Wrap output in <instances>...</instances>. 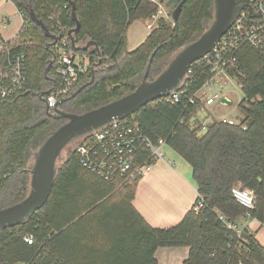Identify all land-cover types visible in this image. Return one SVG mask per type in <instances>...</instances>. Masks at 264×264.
<instances>
[{
    "label": "trees",
    "instance_id": "1",
    "mask_svg": "<svg viewBox=\"0 0 264 264\" xmlns=\"http://www.w3.org/2000/svg\"><path fill=\"white\" fill-rule=\"evenodd\" d=\"M10 1L23 13V25L8 46L25 54L27 83L22 92L0 101V211L28 196L30 163L67 122L56 119L55 110L47 111L46 97L59 82L58 62L50 48L53 40L31 13L54 35L59 24L76 28L75 8L80 23L74 34L75 50L90 58L91 68L80 76L60 109L76 115L133 93L146 75L149 82L157 79L180 50L204 35L215 18V0H187L177 22L161 21L130 52V27L158 12L150 0ZM58 10V19L50 22ZM88 42L96 44L100 55L94 48L84 49ZM236 56L243 73L239 123L214 120L205 133L201 124L192 126L199 102L195 106L188 102L208 77L205 69L196 70L179 104L155 101L130 116L155 145L164 141L191 165L205 208H192L177 225L155 228L133 206L141 178L123 187L117 181H105L81 166L76 147L56 167L46 204L24 224L0 230V264L32 260L37 264H158L156 252L166 247H189L185 264H264V246L254 234L244 231L246 240H240L219 219L220 214L237 222L246 214L232 194L242 184L255 194L252 217L264 223V59L251 47L241 48ZM5 57L0 54L1 59ZM138 162L154 165L156 160L144 148ZM29 235L35 238L33 245L24 242Z\"/></svg>",
    "mask_w": 264,
    "mask_h": 264
},
{
    "label": "built area",
    "instance_id": "2",
    "mask_svg": "<svg viewBox=\"0 0 264 264\" xmlns=\"http://www.w3.org/2000/svg\"><path fill=\"white\" fill-rule=\"evenodd\" d=\"M247 1L248 6L241 10L213 50L188 68L180 89L157 100L159 103L179 104L182 101V96L191 87L197 69L207 70L208 77L194 97L189 99L188 106H195L199 102L195 113L203 105L213 107L220 104L223 106L221 103L225 95L223 88L231 82H237L242 88L240 79L243 73L238 64L237 52L243 47H251L258 51L264 59V0ZM59 12L58 10L49 17V21L55 22L60 15ZM19 14L23 17V13L19 12ZM156 18L157 16L154 15L150 20H156ZM149 22L147 27L151 29L152 24L151 21ZM69 32L70 29L67 26L59 24L57 32L54 34L57 41L50 46L55 52V59L58 62L59 82L46 97L45 103L49 110H55L63 100L67 99L80 76L90 72V58L73 48ZM0 54L7 56V58H0L1 101L13 97L25 89L27 58L22 52H14L5 40L0 42ZM215 88H220L221 91L214 95H206V91H212ZM201 94L205 96V101L200 99ZM213 117L215 118L214 115ZM194 118L195 115L192 119V125L197 127ZM185 121L186 119H183L180 124L183 125ZM216 121L229 124L238 123L225 118ZM201 125L203 131L206 130L207 125ZM166 146L162 140L159 141L158 145H155L134 118L126 117L88 133L77 145L76 152L79 156V162L85 170L105 181H117L123 187L134 184L153 166L148 162H138L142 149H149L152 157L157 161L164 158L163 148ZM232 194L234 199L246 209V214L242 217L243 222H231L220 214L219 219L226 228L235 232L240 240H246L244 231H249V234H252L253 232L249 228L253 223H258L260 227H264V223L252 217V212L256 209V198L253 191L239 184L233 188ZM205 207L203 198L199 197L195 210L199 211ZM24 242L33 245L35 238L32 235L26 236ZM20 264H37V262L32 260Z\"/></svg>",
    "mask_w": 264,
    "mask_h": 264
},
{
    "label": "water",
    "instance_id": "3",
    "mask_svg": "<svg viewBox=\"0 0 264 264\" xmlns=\"http://www.w3.org/2000/svg\"><path fill=\"white\" fill-rule=\"evenodd\" d=\"M186 1L168 0L166 2V8L173 13L174 22L178 21ZM246 6H248L247 0H215V18L204 35L195 43L180 50L172 59L168 68L157 79L149 82L146 75L145 80L133 93L82 115L65 113L59 109V106L67 101V99L63 100L55 109L53 116L56 119L67 120V122L36 152L34 166L31 170L30 192L19 204L0 211V230L24 224L46 204L54 187L57 160L63 149L71 141L115 120L130 117L148 104L180 89L188 68L213 50ZM74 10L73 7L72 17L76 23V28L70 30L69 36L75 49L74 34L79 30L80 23ZM31 17L55 43L57 38L50 34L44 23L38 20L34 13H31ZM149 24L150 22L146 21V26ZM90 48H94V51L100 55V51L94 42H88L84 49L88 50ZM52 64L53 62L50 67ZM86 86L81 87L72 97L78 95ZM221 103L232 105L228 98H223ZM47 111L50 112L48 108Z\"/></svg>",
    "mask_w": 264,
    "mask_h": 264
},
{
    "label": "crops",
    "instance_id": "4",
    "mask_svg": "<svg viewBox=\"0 0 264 264\" xmlns=\"http://www.w3.org/2000/svg\"><path fill=\"white\" fill-rule=\"evenodd\" d=\"M8 11L19 18L18 28L20 31L23 18L16 6L10 0H0V12L5 13ZM2 18L4 25L0 27V33L5 41L10 42L17 36L19 31L12 39H5L3 30L9 27L11 18L7 15H2ZM142 22L148 29L146 21ZM131 27L128 32V45L130 44L129 33ZM148 31L151 33L152 30L148 29ZM149 34L143 37L135 34L134 47L130 49L128 46V51L131 52L134 50L133 48L139 47ZM196 122L202 124L198 119ZM163 152L165 154L164 158L157 160L139 180L133 201L134 208L148 224L155 228H169L180 223L184 216L195 207L199 197L191 165L169 146L164 147ZM239 221L243 222L242 218ZM249 229L253 232L257 241L264 246V227H260L255 222ZM189 255V247H166L159 248L155 256L158 264H185Z\"/></svg>",
    "mask_w": 264,
    "mask_h": 264
},
{
    "label": "rangeland",
    "instance_id": "5",
    "mask_svg": "<svg viewBox=\"0 0 264 264\" xmlns=\"http://www.w3.org/2000/svg\"><path fill=\"white\" fill-rule=\"evenodd\" d=\"M150 1L158 6V12H157V14H155L157 16L156 20H150L149 19V21H151V24H152V28L150 30L153 31L155 28H157V26L159 25V23L161 21H164L165 23L170 24V25L173 24V18L171 15V11H169L165 6V4L168 0H154V1L150 0ZM2 15H5V16L7 15L11 18V22L9 24V27L3 30L4 34H5V39L10 40L19 31V28H18L19 27V18L18 17L16 18L15 14L13 16L12 12H10V11L5 12V13L0 12V27L2 25H4ZM149 33L150 32L145 27V25L142 21L135 23L131 27V31L129 33V38H130V44L128 45L129 48L131 49L132 47H134V43H135L134 36H135V34H138L141 37H143L144 35L149 34ZM137 48H133V49L136 50ZM134 50H132V51H134ZM220 91H221L220 88H215L212 91H206V95L207 96L214 95L215 93H218ZM223 93L225 94L224 98H228L232 102V105H223L222 106L220 104H217L216 106H213V107H208V106L203 105L201 108H199L196 111L194 121L198 119L203 125H209L216 118L221 119V120H223L225 118L227 120H232V121H235L236 123L237 122L239 123L240 120L242 119V115L240 114V112L238 110V105L243 98V93H242V89H241L240 85L237 82H231L230 84L226 85L223 88ZM200 99H202L204 101L206 100L205 96L203 94L200 95ZM213 115L215 116V118L213 117ZM197 125H198V123L195 124V126H197ZM204 132H205V130L202 131V133H204ZM87 134H84L82 136L75 138L73 141H71L63 149L60 157L57 160L56 167L59 168L60 166H62L64 164V162L66 161L67 152L72 150V149H75L77 147V145L85 138V136ZM30 165H32V167H33L34 161H32L30 163Z\"/></svg>",
    "mask_w": 264,
    "mask_h": 264
},
{
    "label": "flooded vegetation",
    "instance_id": "6",
    "mask_svg": "<svg viewBox=\"0 0 264 264\" xmlns=\"http://www.w3.org/2000/svg\"><path fill=\"white\" fill-rule=\"evenodd\" d=\"M59 109H60V106H59Z\"/></svg>",
    "mask_w": 264,
    "mask_h": 264
}]
</instances>
